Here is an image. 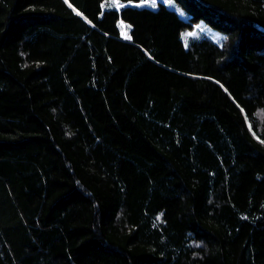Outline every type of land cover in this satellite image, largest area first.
Wrapping results in <instances>:
<instances>
[{
	"label": "trees",
	"instance_id": "obj_1",
	"mask_svg": "<svg viewBox=\"0 0 264 264\" xmlns=\"http://www.w3.org/2000/svg\"><path fill=\"white\" fill-rule=\"evenodd\" d=\"M148 1L0 0V264H264V0Z\"/></svg>",
	"mask_w": 264,
	"mask_h": 264
},
{
	"label": "rangeland",
	"instance_id": "obj_2",
	"mask_svg": "<svg viewBox=\"0 0 264 264\" xmlns=\"http://www.w3.org/2000/svg\"><path fill=\"white\" fill-rule=\"evenodd\" d=\"M157 1H159V0H149V1L147 2V4H152V6H154V5L157 3ZM161 1H164V2H166V1L171 2V0H161ZM207 31H210L213 35H215V37H221V36L223 35L221 32H219V31H217V30H215V29H213V28H209ZM193 34H194L193 32H189V33H187L186 36H185V39H186V40L190 39V37H192Z\"/></svg>",
	"mask_w": 264,
	"mask_h": 264
}]
</instances>
